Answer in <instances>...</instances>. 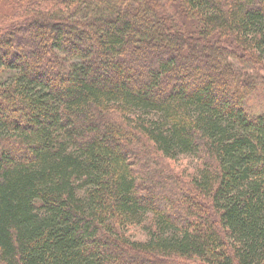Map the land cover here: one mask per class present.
I'll return each instance as SVG.
<instances>
[{
  "label": "trees",
  "instance_id": "obj_1",
  "mask_svg": "<svg viewBox=\"0 0 264 264\" xmlns=\"http://www.w3.org/2000/svg\"><path fill=\"white\" fill-rule=\"evenodd\" d=\"M0 264H264V0H0Z\"/></svg>",
  "mask_w": 264,
  "mask_h": 264
},
{
  "label": "rangeland",
  "instance_id": "obj_2",
  "mask_svg": "<svg viewBox=\"0 0 264 264\" xmlns=\"http://www.w3.org/2000/svg\"><path fill=\"white\" fill-rule=\"evenodd\" d=\"M194 160L193 158L181 157L176 161H173L172 167L177 170V172L185 175H191L194 171ZM134 235H137L138 238H145V234L141 229H133L132 232Z\"/></svg>",
  "mask_w": 264,
  "mask_h": 264
}]
</instances>
